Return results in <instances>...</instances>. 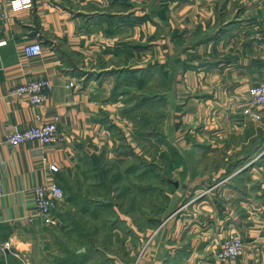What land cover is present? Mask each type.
<instances>
[{"label": "crops", "instance_id": "crops-1", "mask_svg": "<svg viewBox=\"0 0 264 264\" xmlns=\"http://www.w3.org/2000/svg\"><path fill=\"white\" fill-rule=\"evenodd\" d=\"M1 12L0 243L11 246L0 250V264H264V105H252L248 93L264 82V50L256 38L264 0H34L32 8L15 10L0 0ZM35 39L42 52L27 56L24 45ZM133 72L160 82L161 73L170 76L164 136L171 150L197 161L216 151L224 161L234 156L210 174L197 171V161L185 176L182 165H170L173 193L152 216L145 200L134 213L113 205V230L125 226L136 235L121 254L91 243L64 247L63 235L83 229L65 225L61 209L57 223L28 224L33 187L93 167L91 159H113L121 147L144 155L121 88ZM42 76L52 88L38 109L9 93ZM37 110L41 121L58 116L64 139L8 143L9 132L37 122ZM50 163L59 170L50 171ZM242 164L177 210L201 183L210 185ZM230 232L243 235L244 253L219 260L214 249Z\"/></svg>", "mask_w": 264, "mask_h": 264}, {"label": "rangeland", "instance_id": "rangeland-1", "mask_svg": "<svg viewBox=\"0 0 264 264\" xmlns=\"http://www.w3.org/2000/svg\"><path fill=\"white\" fill-rule=\"evenodd\" d=\"M143 76L139 72L130 73L121 88L127 92L126 96L131 104L128 118L134 131L135 144L144 155L135 154L131 147H121L119 150L122 154L119 153L113 159L97 157L91 159L92 163H95L93 167L72 170L61 175L58 184L64 189L65 198L58 212L61 209L65 213V225H76L83 229L82 235H63L60 241L65 243L64 247L67 245L73 249L80 243H91L93 247L109 254H121L127 243L132 242V236L135 240L136 235L127 233L125 226L113 230L117 214L112 206L115 205L120 211L134 213L138 211V204L145 200L146 216L161 212V207L170 193H173V186L169 181L170 165H182L179 174L185 176L186 170L197 161L187 152L176 154L164 136V130L167 128L165 117L169 109L164 91L167 93L171 89L169 74L161 73L159 78L162 82L147 77L137 78ZM226 155L225 161L221 151H216L210 158H200L196 170L208 174L216 172L217 166L222 162H225V165L234 156ZM220 180L221 178H213L210 185L201 183L192 199H181L177 203V210L196 201L208 188L212 189L215 184L220 183Z\"/></svg>", "mask_w": 264, "mask_h": 264}, {"label": "built area", "instance_id": "built-area-1", "mask_svg": "<svg viewBox=\"0 0 264 264\" xmlns=\"http://www.w3.org/2000/svg\"><path fill=\"white\" fill-rule=\"evenodd\" d=\"M13 10L20 8H32L34 0H9ZM1 17L4 13L1 12ZM257 43L264 50V23L260 26L256 34ZM42 52V43L39 39L27 42L24 45V53L27 56L38 55ZM73 82H70L72 85ZM52 88V83L46 77H37L26 82L20 83L11 88L10 94L17 97H25L28 103L34 109H38L46 102L48 94ZM250 103L254 106L264 105V82L254 83L248 88ZM36 123L25 128H15L6 135V141L10 144L23 143L28 140L36 139L43 144L61 142L64 138L60 134L58 126V116L54 115L51 120L41 121V113L37 110L35 113ZM246 165H240L234 168L230 173L222 177L221 182L234 176ZM49 170L57 172L58 166L50 163ZM211 188L206 190L207 193ZM3 193L2 183L0 181V195ZM203 193V194H204ZM202 194V195H203ZM33 197L35 201V211L26 216L28 224H34L40 220L46 225L57 223L60 220L58 208L65 198L64 189L56 182H44L33 187ZM244 237L240 233H229L219 243L214 250L215 256L219 260L235 259L244 252ZM11 246L10 240L0 243V250L8 249Z\"/></svg>", "mask_w": 264, "mask_h": 264}]
</instances>
